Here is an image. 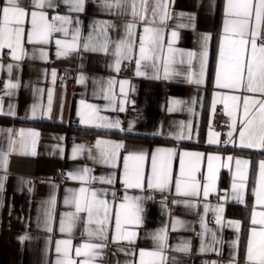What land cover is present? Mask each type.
I'll list each match as a JSON object with an SVG mask.
<instances>
[{
    "label": "crops",
    "instance_id": "obj_1",
    "mask_svg": "<svg viewBox=\"0 0 264 264\" xmlns=\"http://www.w3.org/2000/svg\"><path fill=\"white\" fill-rule=\"evenodd\" d=\"M57 5L54 8L45 7L43 11L51 18L55 15H70L79 18L81 21V37H85L92 30L90 25L93 20L112 21L116 27L109 29L110 40L115 41L124 35V25L129 21L130 0L125 5L123 15H113L102 6V0H86L85 11L83 13H72L68 11L69 6L54 0ZM226 0H169L168 11L170 18L163 24L156 26L163 28L165 52L167 41L172 31H176L178 36L174 41V47L184 52L193 51L199 53L203 48V36L208 35L207 41V67L205 69L204 83L196 85L185 81V76L173 77L170 80L150 79L137 77L135 63L133 61V71L131 76H121L108 67L112 63L114 56L113 45H109L110 53L84 52L82 48L72 53L68 57H57L56 39L71 40V33L65 37L62 33H53L46 44L28 43L27 37L23 40V46L27 55L20 61H15L11 55V49L0 48V130L11 129L12 139L15 141L13 151L8 155L7 171L0 169V176L7 175L4 191L0 192V264H54L57 259L56 241L71 239L73 249L69 255L76 261L84 257L76 256L75 247L84 243H98L95 238H89L84 232L86 213H81L83 218L77 222L71 235L60 231V219L62 214L74 211V207L64 203L68 195V189H78L81 186H90L96 189L107 188L106 199L115 206L120 201L113 199L111 192L116 190L119 197L122 193V184L119 179L123 171V158L119 157L115 168L99 162V154L95 148L97 139L122 141L128 150H144L148 153L145 161V170L151 169V153L156 148H175L179 151L202 152L205 159L200 164L198 179L202 180V175L207 173V155H219L223 164L227 162V157L234 159L228 167H221L217 175L215 187L207 197L201 194L197 197L182 198L175 193L174 181L169 188L161 193L158 191L130 190V195H152L154 199L143 202L145 212L143 225L136 231L137 239L129 244L126 241L114 242L111 237L115 234L114 215L108 221V239L104 241L107 247L103 250L102 257H98L94 264H125L131 261L132 264H139L140 249L152 250L154 248L150 233L157 229L166 228L167 245L164 250L169 257L167 264H173L172 257L176 258L175 264H204V261H218L220 264H228L230 253L233 249L229 246L231 241L236 240L239 235L240 240L235 246V254L238 264H243L246 258L247 234L251 227V212L255 205L253 189L259 172V161L264 159V150L248 149L238 146V131L233 133L236 143H225L224 145H209L207 143L209 130L217 131L213 126L212 100L217 89L216 68L219 57V47L221 36L224 35ZM22 6L29 11L38 10L31 6V0H22ZM152 0H148V16L152 14ZM63 7L64 11H58L50 16V10ZM180 13H185L181 16ZM194 15L195 21L189 20V16ZM30 15L26 17L24 27L26 32L31 27ZM194 23V27L192 26ZM181 25H188L181 27ZM143 24H138L136 33L142 34ZM138 35L134 51L138 54ZM46 53V59L40 57V52ZM51 59V65L47 61ZM13 65L11 73L8 65ZM194 70L198 71V61H193ZM58 67H69L76 70V79L72 88L53 81L52 70L57 72ZM173 67L186 73L187 65L175 64ZM148 75L153 74L151 68L147 69ZM83 74L84 82L77 83V78ZM160 75L163 76V61H161ZM114 77L119 80L127 79L134 91H128V101H135L131 104L126 101V111L121 113L105 107L109 101L104 99L103 93L98 91L99 86L94 83L97 80L106 81ZM19 82L16 89H6L9 82ZM127 87V86H126ZM53 93L52 109L48 117H31L33 104L40 105L43 112L48 105V90ZM42 90V91H41ZM8 91L12 95H7ZM227 91V90H224ZM112 92L120 98L119 83L112 86ZM240 94V93H232ZM95 104L100 108V114L110 119H119L124 129L128 128L129 121H135L133 129L121 131V129L97 128L93 125L80 123L77 115L80 107V100ZM178 99L183 103L178 106V110L169 112L170 101ZM195 101V102H193ZM13 105L15 115H8L9 105ZM221 106L225 114L227 112L222 103ZM188 107L193 111L189 113ZM134 112V114H131ZM240 112H237L239 116ZM228 116V115H227ZM76 119V128L93 131L96 133V140L92 146H85L84 150L72 158L73 148L80 143L67 142L65 132L69 128L68 123ZM192 122L191 139L176 140L174 135L180 131L179 122ZM20 129L33 130L39 133L36 140V156L21 155L20 137L17 135ZM229 129L226 131L228 133ZM159 132L160 135L154 133ZM188 134V130H184ZM218 132V131H217ZM8 134L0 131V151H8ZM230 138L227 136V140ZM62 149V152H61ZM91 152V157L89 156ZM247 159L248 179L245 184V203L231 199L232 173L235 171V159ZM84 167L90 168L91 176H107L115 173L117 180L113 185H107L100 180H92L82 184L81 181L67 178L68 172H75ZM62 170L64 179L58 178L56 172ZM179 173V159H173V174ZM31 189V191H29ZM55 196L56 203L52 213L51 228L49 232L43 225V209L48 206V201ZM224 197V199H221ZM177 199H191L195 203L194 208L185 207L183 204L172 203ZM208 208L205 209L204 205ZM217 205H223L224 211L221 214V224L215 223ZM257 210H261L257 208ZM201 219L208 229L216 233L217 238L222 241L213 245L219 249L216 251L200 252L201 240L205 244L211 243V234L204 232L201 227ZM181 221L176 224L175 221ZM240 221V230L228 226V221ZM89 227H94L90 225ZM204 232L203 237L199 235ZM28 237L23 242L19 237ZM188 242L190 249L188 252H179L175 248L178 245ZM123 248L124 251H118Z\"/></svg>",
    "mask_w": 264,
    "mask_h": 264
},
{
    "label": "snow or ice",
    "instance_id": "obj_2",
    "mask_svg": "<svg viewBox=\"0 0 264 264\" xmlns=\"http://www.w3.org/2000/svg\"><path fill=\"white\" fill-rule=\"evenodd\" d=\"M68 5V11L72 13H83L85 11L86 0H61ZM129 0H102L104 9L109 10L113 15L125 14V5ZM169 0H152V14L148 16V0H130L129 21L124 25V35L115 41L110 40L108 32L116 25L112 21L93 20L90 27L91 31L87 36L81 37V21L79 18H73L70 15H55L49 18L43 9L45 7L54 8L57 5L54 0H31V6L38 10L29 11L22 6V0H0V48L11 49L12 58L15 61L23 59L27 53L23 46L25 35L28 43L46 44L53 33H62L65 37L71 33V40L56 39L57 57H68L72 53L82 48L84 52L110 53L109 45H113L114 56L112 63L108 67L119 73L122 67V61H134L137 77L150 79L170 80L173 77L185 76V81L196 85L204 83L205 69L207 67V41L210 37L203 36V48L199 53L175 48L174 41L178 34L171 32L167 41L165 52L163 28L156 26L159 22L163 24L170 18L168 11ZM30 15L31 27L27 30L24 27L25 19ZM181 16L185 13H180ZM189 20L194 22L195 16L190 15ZM138 24H143L142 34L136 33ZM188 25H181L187 27ZM194 27V23L192 25ZM138 35V54L134 51V45L137 43ZM40 57L46 59V53L40 52ZM198 61V71L194 70L193 61ZM161 61H163V76L160 75ZM175 64L187 65L186 73L173 67ZM8 71L11 73L13 65L9 64ZM151 68L153 74L148 75L147 69ZM53 81H55L56 70H52ZM84 76L81 74L77 78V83L84 82ZM99 86L98 91L103 93L104 99L109 103L105 107L113 111L125 112L126 101L135 104V101H128L129 89L134 91L129 80H119L110 77L106 81H94ZM119 83L120 98L117 103V97L112 92V86ZM215 84L217 91L213 95L212 109L222 103L230 120L227 136L229 140L224 143H236L233 139V133L238 131V146L248 149L264 150V0H226L224 35L221 36L219 57L216 68ZM127 86V87H126ZM19 82H9L5 85L6 89H16ZM227 90V91H224ZM42 91V90H41ZM240 94H232V93ZM12 95L11 91L6 93ZM53 93L48 90V105L43 112L40 111V105L33 104L31 117H48L52 109ZM195 102V101H193ZM183 102L178 99L170 101L169 112L178 110V106ZM77 115L80 117V123L93 125L97 128L121 129V131L131 132L135 121L128 122V128L121 126V121L110 119L100 114V108L85 100H80ZM14 106L9 105L8 115H15ZM0 110H2V101H0ZM187 111L191 113L193 109L188 107ZM240 112L239 116L237 112ZM180 131L169 135H174L176 140L191 139L192 122H179ZM188 130L186 135L184 130ZM8 134V151H0V169L6 173L8 164V155L13 151L15 141L12 139V130L3 129ZM160 135L159 132L154 133ZM17 135L20 137L21 155L36 156V140L39 133L33 130L20 129ZM221 133L209 130L207 143L216 145L221 143ZM127 145L122 141H111L97 139L95 148L99 154V162L115 168L116 160L123 158V171L119 177L122 184V193L118 197L116 190L111 192L112 198L120 202L113 206L108 199L104 198L108 192L107 188L96 189L90 186H81L78 189H68V195L64 203L74 207V211L62 214L60 219V231L71 235L77 222L81 221V213H86L84 232L91 239L95 238L98 243H84L75 247L76 256L84 257L80 261L74 260L70 255L73 249L71 239H62L56 241V252L58 254L54 264H94L98 257H102L103 250L107 247L104 243L108 239V221L114 215L115 234L111 239L114 242L126 241L132 244L136 241L138 233L136 229L143 225V213L145 208L143 202L152 200V195H130V190H147L165 192L171 183L175 184V193L178 197L192 198L201 194L207 197L215 187L217 175L221 167H228L233 161L232 156L227 157L226 163H219L221 156L207 155V173L202 175V180L198 179L200 173V164L205 159V153L179 151L175 148H156L151 153V169L145 170V161L148 153L144 150H128L127 154L123 151ZM84 150V145H76L73 148L72 158L75 159ZM62 152V149H61ZM91 157V152L89 151ZM179 159V173L173 174V159ZM247 159H235V171L232 173L231 199L245 203V184L248 179ZM91 169L84 167L75 172H68L67 178L81 181L82 184L89 183L92 180H100L107 185L116 183L115 173H109L107 176H91ZM7 175L0 176V192L4 191ZM31 191V189H29ZM255 196V205L251 212V227L247 234L246 258L243 264H264V159L259 161V172L253 189ZM224 199V197H221ZM56 199L52 196L48 201V206L43 209V225L49 232L52 231L51 221L52 213L55 207ZM172 203L183 204L185 207L194 208L196 205L191 199H177ZM205 209L208 205H204ZM257 208L261 210H257ZM215 223L221 224V214L224 211L223 205H217ZM182 222L177 220L173 224ZM228 226L234 228L237 233L240 230L241 222L228 221ZM94 225V227H89ZM201 227L204 232L211 234V243L205 244L201 240L199 251H216L219 249L213 245L220 244L216 233L208 229L201 219ZM204 232L200 233L203 237ZM154 248L152 250L140 249L139 264H167L169 257L165 255L164 250L167 245L166 228L157 229L150 233ZM28 237H19L23 242ZM240 240L237 235L236 240L230 242L233 251L230 253L228 264H238L235 246ZM190 244L184 242L176 246L175 250L179 252H188ZM118 251H124L123 248ZM171 260L175 264L176 258ZM125 264H132L131 261H125ZM204 264H220L218 261H204Z\"/></svg>",
    "mask_w": 264,
    "mask_h": 264
},
{
    "label": "built area",
    "instance_id": "obj_3",
    "mask_svg": "<svg viewBox=\"0 0 264 264\" xmlns=\"http://www.w3.org/2000/svg\"><path fill=\"white\" fill-rule=\"evenodd\" d=\"M65 8L59 7L53 10H50L49 15L52 16L58 11H64ZM52 60L47 61L48 65H51ZM122 67L119 74L121 76H131L133 71V61H122ZM76 79V70L69 67H58L55 80L58 84L64 85L66 88H72ZM134 114V112H131ZM77 124L76 119H72L68 126L69 128L65 132V139L67 142L80 143L85 146H92L96 140V133L93 131H85L75 127ZM230 120L229 117L225 114L221 106H217L213 114V126L214 128L221 133L220 136V145H224V141L227 140L226 131L229 129ZM56 175L60 179L65 178V174L62 170L56 172Z\"/></svg>",
    "mask_w": 264,
    "mask_h": 264
}]
</instances>
